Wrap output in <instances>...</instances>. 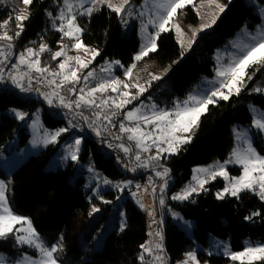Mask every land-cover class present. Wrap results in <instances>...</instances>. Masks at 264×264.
<instances>
[{"label": "trees", "instance_id": "1", "mask_svg": "<svg viewBox=\"0 0 264 264\" xmlns=\"http://www.w3.org/2000/svg\"><path fill=\"white\" fill-rule=\"evenodd\" d=\"M258 1L264 4V0ZM227 2L226 10L213 27V35L203 34L199 37L202 43L200 53L191 51L183 56L181 46L172 31L160 34L157 51L148 56L157 59L163 68L169 69V75H173L170 86L177 98L185 97L195 88L202 76L214 74L216 65L213 55L217 48L224 45L244 25L255 29L261 23V17L246 0ZM50 6L51 0H33L30 17L23 22L24 30L19 37H15V31L18 30L16 21L13 19L10 22L8 32L14 36L10 43L15 50L33 45L39 51L41 41L44 39L45 43L47 35H52L53 32L47 33V9ZM10 14V9L0 8V22ZM79 23L85 28V42L99 51L96 64L117 59L129 68L136 63L134 57L140 46L137 28L133 27L129 36H123L118 13L103 6L95 10L90 17H81ZM51 54L47 51L40 52V67L58 68L59 60H53ZM258 78L259 73L241 89L239 95L233 94L228 100L222 99L210 104L206 113L201 116L190 142L183 145L177 153L157 161L169 169V177L172 179L167 206L180 211L184 218L193 220L196 225L195 239L204 245L209 243L210 235L230 238L234 250L244 248L245 238L264 242V201L251 191H244L238 197L225 195L222 199L218 198L216 192L224 188L225 182L222 178H217L208 181V191L195 194L188 200H172V194L177 192L181 185L189 183L195 167L217 160L224 161L229 157L235 147V126L250 125L253 121L252 105H259L264 109V94L255 91ZM36 105L0 90V151L17 134H20L22 144L28 141L29 134L13 113L17 110L31 113ZM42 118L44 124L50 128L64 124L62 118H56L45 110L42 112ZM65 137L66 134L61 140ZM256 143L262 149L263 145H260L258 140ZM56 149L57 146H53L32 155L14 170L9 178L8 189L12 210L18 215L30 217L35 229L44 235L49 245H61V252L57 257L64 264H144L145 258L141 260L140 257L144 252L141 245L147 246L148 242L147 217L132 199L123 203L126 213L124 229L107 231L100 248L93 247L90 242L81 245L79 236L87 229L93 217L91 203L83 189L85 179L80 177L77 183L70 182L72 164L58 170L46 168ZM81 158L91 161L108 179H126L116 163L102 154L88 137L85 139ZM230 169L233 173L240 172L238 167ZM0 177L8 178L1 166ZM106 194L114 202L119 198V192L114 190ZM110 206L111 204L101 203L102 211ZM159 207L161 209V204ZM164 235L172 264L182 259L194 247V240L186 235L171 216L164 219ZM11 245L9 241H0V251L8 249ZM86 255L90 258L85 259ZM200 256L202 260L206 258L205 255ZM211 261L221 264L226 259L213 256ZM253 264H264V261H255Z\"/></svg>", "mask_w": 264, "mask_h": 264}, {"label": "rangeland", "instance_id": "2", "mask_svg": "<svg viewBox=\"0 0 264 264\" xmlns=\"http://www.w3.org/2000/svg\"><path fill=\"white\" fill-rule=\"evenodd\" d=\"M227 1H231V0H192V3L187 4L182 9L177 10V14L173 18V20L169 22L168 27L170 30L167 32H172V31L174 32L175 37L181 46L183 56L191 51L194 53H200L202 51V43L199 37L203 34L213 35L214 33L213 27L219 20L222 13L226 10L228 3ZM246 1L248 4H250L253 7V10L261 17L262 19L261 23H259L255 29H251L248 27V25H244L231 38H229V40L224 45L217 48L213 55V59L216 65L214 74L202 76L201 80L195 86V88L190 90L186 94V96L182 98V100L180 98H177L171 89L170 83L173 78V75L171 74L169 75V69L163 68L162 64L157 59H151L150 57H148L150 56L151 53L154 52H151L147 56L143 57L141 60L136 61L135 68L132 69L131 78L125 76V72L128 68L122 63V61L117 59L105 60L101 63L96 64L97 57L99 56L98 55L89 64L88 68L82 69L78 73L82 77L80 82L84 84H91L95 82L96 78L98 79L99 82L101 79L119 77L121 80H124L126 83H138L141 86H143L146 89V91L140 94L138 99L132 100V102L125 107L124 109L125 114L128 110L139 108L141 109V112L143 114L150 115L151 112L154 110H164V109L172 110L177 105L183 106V102L187 101L191 96L203 97L206 95H210L212 91H215L219 87L220 81L224 79V77L218 75V70L228 66L239 56H241L247 50V46L253 43L254 41H258L261 38V34L264 33V4H261L258 0H246ZM120 2L121 0H113V3L116 4ZM68 3L73 5V11L75 13H80L83 11V9L80 8L81 0H68ZM161 3H163V0H130V3L126 7V11L124 13H118L119 18L121 20V25H122L121 33L123 36H129L131 34L133 27L137 28V36L140 40V46L138 51L135 53V55L138 54L141 51L142 47L148 43L149 35L155 34L156 25L149 23V21L158 20V15L163 12V9L159 8V5ZM31 4L26 5L25 3H23V0H0V8H8L11 10V14L4 20H8L10 17H14L15 15L21 13H23L29 18L31 13ZM218 5L225 6L223 12L219 10ZM89 6H91L90 0H84V7H89ZM61 11H66L65 0H51V6L50 8L47 9V16L49 19V27L47 33L48 32H53V33L52 35L49 34L47 35V37L45 38V43H44V39L41 41V44H46L48 46V49H50V51H47V53L50 54L51 52L52 53L51 55H53V53H55L56 51H60L61 49V44L58 43V41L61 40L62 33L56 30V27H58L59 24L61 23V21L59 20V15ZM94 12L95 11H93V13ZM49 13H51V15H49ZM195 16L197 17V20H195ZM81 17H89V16L77 15V23L80 25L81 28L84 29L85 32V28L79 23V19ZM213 19H215V23L212 22ZM4 20H2V22ZM54 24L56 27H54ZM177 25L181 30L180 32H177L176 30L175 26ZM202 25H210V26L202 28ZM9 28H10V24L8 25V28L6 30L8 31ZM84 32L80 37L83 44L88 46V48L90 49H96L91 44L85 42ZM59 34H61V36H59ZM53 38H56V40ZM190 41L191 43H189ZM6 43L9 42L0 41V44L4 45V47L2 48L3 50L6 47L5 46ZM62 43L63 45L68 46L65 49L67 56L80 55L82 58L91 59V57L83 50H77L71 47L73 43L72 40L66 39L65 37L63 38ZM157 46H158V39H157ZM27 48L35 49L33 45H29L25 49L15 50L12 58H16L19 60V54L25 52ZM37 54L40 60V52L37 51ZM35 58L36 57H31L29 60H33ZM61 58L64 59V57ZM116 61H119L120 63L116 64L115 63ZM47 68H48L47 74L49 75L51 72L58 71V68L55 69H50L49 67ZM108 68H110L111 70L104 71V69H108ZM89 71H93L95 75L89 77L87 80H84L83 76H86ZM258 73H259V78L257 81L256 89L264 90V65H253L247 69V74L248 76H251V79ZM153 75L159 76L160 79H152ZM248 76L245 77L244 86L251 80L248 79ZM96 84H93L91 88L95 87ZM128 91L132 92L133 94L139 92L137 88H131L128 89ZM223 91L227 93L226 89H224ZM256 92L264 94V91H256ZM105 94L107 96L109 95L113 97L117 96V93H113L111 92V90H109ZM29 96L30 98L33 97L32 94H29ZM220 100L222 99L216 97V102ZM43 110H44L43 105L41 103H38L31 113H25L22 110H17L13 113V116H15L21 122V125L26 129L27 133L29 134V139L25 144H22L21 136L20 134H17L0 151V166L4 168L8 176V178L0 177V181H3L5 185L4 195L6 197L7 204L11 208L10 200L8 196V189H9V178L14 172V170L19 166H21L30 156L37 155L50 147L57 146V149L49 159L46 168L48 170H58V169L67 168L70 164H72V169H71L72 175L70 178V182L72 184H75L77 183L80 177H83L85 179L83 189L87 193L88 201L91 203V212L93 214V217L87 229H85L79 236V242L81 243V245L90 242L93 247L100 248L103 245L104 235L107 231L115 228L122 230L126 227V213L123 209V203L126 199L122 197V192L124 190V187L128 185L127 184L128 181L127 179H125L124 181H113L111 179H108L106 176H104L99 170H97L94 167L91 161L82 160L81 153L83 151V147L87 135L73 131L64 124L57 128L47 127L44 124L42 118ZM20 113L25 114L24 119H20ZM252 114H253V121L250 125L235 126L234 128L235 147L231 152V154L229 155V157L224 161L217 160L211 164L195 167V169L193 170L192 178L189 181V183L186 185V187L190 183L193 185L196 184V180L194 179V177L196 176H199L201 179L207 178L206 173L198 171L199 169H208L214 167L216 168L219 165H226V170L229 173V176L236 177L241 175L242 166L240 164L235 162L232 163H226V162L229 161L230 159L234 160V156H233L234 151H242L243 149H245L247 147V143L249 140H251L252 147L255 148L256 152L259 153L261 156H264V130L257 129L254 125V121L256 119H260L264 117V109H262L259 105H252ZM55 117L61 118L60 116H56V115ZM125 121L128 123H132L127 121L126 118ZM144 125L146 127V129L144 130L147 132H151L154 139L159 137L160 135L159 129L155 128L154 125H147V124ZM198 125H199V121L197 122L196 125L192 126L189 132L180 133V135L185 137L187 136L192 137ZM161 127H163V125H161ZM63 128H67L68 131L62 132L59 136L56 137L55 140H53L52 139L53 134L57 130ZM64 134H66V137L63 140H61V137ZM77 139L81 140V143L78 147L75 144V141ZM257 140L260 142V145H263L262 149L260 148L261 146H259L256 143ZM131 141L136 143V141L134 140ZM147 143L151 144V140L147 141ZM183 145L185 144H180L179 149ZM161 146L167 147L166 144H162ZM137 148L140 150L141 159L145 161V166L148 167H150L149 163H152L153 160L159 161L163 157H167L179 151L178 149V151L176 152H164L161 154L160 158L152 159L148 161L149 157L156 156L157 148L155 146H152L149 151H144L143 148L141 147H137ZM73 154L76 155L77 157L76 159H72ZM232 167L240 168V172L233 173L232 170L230 169ZM170 179L171 178L169 177V182ZM223 180L225 182V186H227L228 181L226 179ZM105 181H108V183H105ZM206 185L207 184L204 185V189L206 190H200L195 194L208 191ZM166 187L169 188L170 186H168L167 184ZM110 190L119 192V198L115 202L106 194ZM220 191H222V189L217 190L216 195ZM178 193L180 192L177 191L173 193L172 197L177 195ZM253 193L258 196L257 193L255 192ZM132 200H134V202L138 205V207L142 211H144V207L141 206L143 205V203L140 199L133 197ZM172 200H177V199H172ZM101 203L111 204V206L109 208H106L104 211H102ZM94 208L98 209V211H93ZM161 210L164 219H166V217L168 216H171L172 219L179 225V227L185 231L186 235L194 240V247L188 252H195L199 264H214L211 261V258L213 256L225 258L226 261H223L221 264L248 262L247 260L244 261L232 260L228 253L241 252L244 250L245 247L256 246L261 243H264L260 241H254L251 238H245L243 241L244 248L241 250H234L231 246L230 238H221L215 235H210L209 243L207 245H204L203 243L195 239L194 229L196 228V225L193 222V220L184 218L180 211L174 210L172 209V207L167 206L165 200L164 203L161 204ZM12 212L13 214L18 215L13 210ZM18 216H22V215H18ZM27 218L31 221L32 227H34L31 218L30 217ZM27 228H28V224L26 221L20 223H13V231L7 232L5 236L0 237L1 242L9 241L12 243L11 247H9L6 250L0 251V261H2L3 264H30V262L32 261H39L41 259V253L38 248L33 247L27 243L21 244L16 239L17 236L26 235L27 233L25 230ZM36 232L39 234L40 239L43 242L44 246L46 247L52 246L45 241L43 234H41L37 230ZM60 252L61 250L54 253V255L57 257L58 253ZM186 254L182 259L178 260L175 264H182V262L184 261H187V264H195L194 261L188 259ZM200 255H205L206 258L202 260ZM88 258H90V256L86 255L85 259ZM59 264H64V263H62L59 260Z\"/></svg>", "mask_w": 264, "mask_h": 264}, {"label": "snow or ice", "instance_id": "3", "mask_svg": "<svg viewBox=\"0 0 264 264\" xmlns=\"http://www.w3.org/2000/svg\"><path fill=\"white\" fill-rule=\"evenodd\" d=\"M23 3L29 5L32 0H23ZM130 3V0H121L120 3H113V0H90L89 7H84V0H81L80 8L83 9L80 13H75L73 11V5L65 0L66 11H61L59 15V20L61 23L56 30L62 33L61 40L58 43L61 44L60 51H56L52 55L53 60H59L58 71L51 72L50 75L52 79L48 81L50 85H55L51 94L45 93V98L48 103H52V96H56L62 106L69 109H79L81 105H87L89 107H96L98 111L95 112L97 119L103 117V120L107 121L109 125H112V116L116 115V111H112L111 114L103 110L104 107H113L115 110L124 109L132 100L138 99L139 95L142 94L146 89L138 83H126L119 77H113L108 79H101L95 87L89 88L87 94L85 95L84 89L77 90L72 85L79 83L82 77L78 74L82 69L89 67V64L99 55V51L96 49H90L88 46L84 45L81 40V35L84 29L80 27L77 23V15L91 16L93 11L98 10L100 7L106 6L108 9L116 13H124L126 7ZM192 3V0H163V3L159 5V8L163 9V12L158 15V20H150L149 23L156 25L155 34L149 35L148 43L144 45L141 51L135 55L134 60L139 61L143 57L147 56L151 52L157 50V39L161 33L169 31V22L173 20L177 14L178 9H182L185 5ZM221 12L224 11L223 5H218ZM51 15V13H49ZM17 22V31H15V37H19L24 30L23 21L28 19L23 13L17 14L14 17H10L8 20L0 22V41H8V48L12 47L10 43L13 39V35H9L8 25L12 20ZM215 23V19L212 21ZM210 25H202V28L209 27ZM177 32H180L179 26H175ZM69 38L73 41L71 47L77 50H83L87 53L91 59L82 58L80 55L67 56L65 49L67 45H63V38ZM183 43V42H181ZM191 43V41L189 42ZM4 45H0L2 49ZM50 51L46 44L39 45V52ZM0 55L3 52L0 51ZM31 57H36L33 60H29ZM64 57L60 60L59 58ZM7 59V56L4 57ZM74 62V63H73ZM119 64V61L115 62ZM27 64L30 68L34 69L36 72L43 75L48 71L47 67H40V60L38 58L37 51L33 48H27L25 52L19 54V64L15 67L19 68L20 65ZM253 65H264V33L261 34V38L258 41L247 46V50L234 60L231 64L218 70V75L224 77L220 81L219 87L212 91L210 95L203 97L191 96L187 101L183 102V106L177 105L172 110H154L150 115L143 114L141 109L134 108L128 110L125 114V118L129 122H134V126H126L123 121L119 124V131L123 133H128V139L136 141V146L143 148L144 151H149L152 146L157 148V153L155 157H149L150 160L158 159L164 152H176L179 149L180 144L189 143L191 140L190 136H182L180 133L189 132L193 125H196L200 119V116L207 111L208 105L216 103V97L223 100H228L231 94L239 95L241 88L244 86L245 77L248 76L247 69ZM135 68V63H133L125 72V76L131 78L132 69ZM111 69H104V71H110ZM28 75L27 73H17L16 75H11L13 83L23 88L21 80L23 76ZM93 71H89L86 76H83L84 80L89 77L94 76ZM56 77H60L57 81ZM152 79H160L159 76L153 75ZM251 79V76H248ZM150 84V81H149ZM65 85H68L66 91L71 94H76L79 91V96L75 99H66L65 96L59 94L56 89H64ZM137 88L138 93L133 94L128 91V89ZM227 90V93L223 91ZM109 90L113 93H117L116 97L107 96V98H102L97 103L95 99L96 93H107ZM255 91H264L262 89H255ZM103 106V107H102ZM25 114L20 113V119H24ZM87 119V117H85ZM142 124L154 125L155 128L160 130V135L157 138H153L151 132H147L142 128ZM163 125V127H161ZM254 125L257 129L264 130V117L256 119ZM93 125L90 124L89 127ZM113 127L115 125H112ZM68 131L67 128L57 130L52 139L55 140L62 132ZM95 131L97 135L100 134V128L96 127ZM119 138V137H118ZM151 140V144L147 141ZM81 140L77 139L75 144L77 147L80 145ZM162 144H166L167 147H162ZM119 147L125 152L129 153L132 151L130 147H125L124 144H120ZM234 160L230 159L226 163H238L242 166V174L236 177L229 176L226 170V165H219L216 168L199 169L198 171L206 173L207 178L201 179L199 176L194 177L196 184H189L180 193L173 196L172 199L186 200L191 197L193 193H196L204 189V185L210 180H215L217 177L226 179L228 181L227 186H225L222 191L217 193L218 198H224L225 195H231L233 197H238L243 191H253L258 194L261 200H264V156H261L256 152L255 148L252 147L251 140L248 141L247 147L242 151H234ZM76 155H72V159H76ZM135 159L139 161L141 159L140 154L137 153ZM135 169H133L134 171ZM169 169L165 168L163 171L156 172L157 176H167ZM108 183V181H105ZM165 187L167 186V181H165ZM4 182L0 181V237L5 236L7 232L13 231V223L27 222L28 228L25 230L26 235L17 236L16 239L19 243H27L33 247L39 249L41 253V259L39 261H32L30 264H59L58 258L54 255L57 251L61 250V245L54 244L50 247L44 246L40 239L39 234L36 232L35 228L32 227L31 221L27 217L18 216L13 214L11 208L8 206L6 197L4 195ZM139 188L140 186L137 185ZM258 190V191H257ZM155 192V188H153ZM160 203L163 204L164 200L161 199ZM144 207V205H141ZM93 211H98V209H93ZM259 213H253V215H258ZM246 219H251V217H246ZM159 235V233H158ZM145 252H152L150 246L141 245ZM157 249H161L162 245L160 243L156 244ZM227 251V249H226ZM230 258L232 260H247L249 264H253L255 261H264V243L256 246L245 247L241 252H229ZM187 257L189 260L199 264L196 258L195 252H188ZM141 260L144 259L143 254L140 257ZM157 260L162 258L157 256ZM0 264H3L0 261ZM182 264H187V261L182 262Z\"/></svg>", "mask_w": 264, "mask_h": 264}, {"label": "built area", "instance_id": "4", "mask_svg": "<svg viewBox=\"0 0 264 264\" xmlns=\"http://www.w3.org/2000/svg\"><path fill=\"white\" fill-rule=\"evenodd\" d=\"M7 45L8 43L5 44L6 47L4 50L0 49V51L3 52V55H0V90L12 93L17 98L24 101H30L36 104L41 103L46 112L54 116H60L64 120V125L68 126L71 130L87 135V137L96 144L102 154L111 158L116 163L128 181V185L124 187L122 192V197L126 200H131L133 197H136L140 199L144 205V212L146 213L148 225L147 246L153 249L152 252H148L144 264H172L166 249L164 217L159 207L160 199L168 198V191L160 192V190L161 186L165 184V181L169 183V177L156 175V172L163 171V167H148L145 166L144 160L140 159L137 161L135 159L136 154H140V150L137 148L135 142L128 139V133L119 131V124L121 121H123L126 126H134V122L128 123L125 121V108L121 110H115L114 106L103 108V110L109 114H111L112 111H116V115L112 116V125H115L113 127L109 125L107 121L103 120V117L97 119L95 112L98 111V109L94 106L89 107L82 104L79 109H69L62 106L56 96H52V103H48L44 94H51L55 88V85H50L48 83V81L52 79L51 75L47 73L41 75L27 64L20 65L19 68L15 67L19 64L18 59L12 58L15 47L12 45L11 48H8ZM5 56H7V59L4 58ZM17 73L28 74L23 76L21 80L24 86L23 88L13 83L10 78V74L16 75ZM56 79L59 81L60 77H56ZM97 82L98 79L96 78L94 83L84 84L79 82L72 86L77 90L84 89L86 95L87 90ZM67 87L69 86L65 85L64 89H56V91L59 92L60 95L65 96L66 99H75L79 96V91H77L76 94H71L66 91ZM29 94H32L33 97L30 98ZM102 98H107V95L105 93L95 94V99L98 104ZM85 117H87V119H85ZM90 124L93 126L89 127ZM141 126L143 129H146L144 124ZM96 127L100 128L99 135H97L95 131ZM120 144H124L125 147H130L132 151L125 153L119 147ZM149 160L150 159H148V161ZM133 169L135 170L133 171ZM137 185L140 187L138 188ZM186 185L187 184L181 185L178 192L186 188ZM153 188H155V192H153ZM157 243L162 245L161 249L156 248ZM157 256L162 259L157 260Z\"/></svg>", "mask_w": 264, "mask_h": 264}, {"label": "crops", "instance_id": "5", "mask_svg": "<svg viewBox=\"0 0 264 264\" xmlns=\"http://www.w3.org/2000/svg\"><path fill=\"white\" fill-rule=\"evenodd\" d=\"M149 166L150 167H152V168H156V167H163L164 169L166 168L165 167V165L164 164H159V163H157V161H154L153 160V162L152 163H149ZM215 168V167H214ZM195 169V168H194ZM169 173V172H168ZM169 176V174H167V176H161V177H168ZM210 180V179H209ZM168 184V186H170V182L169 183H167ZM168 187H164V186H161V190H160V192H165V191H168L169 192V190H170V187L167 189ZM195 195V193H193L192 195H191V197H193ZM190 197V198H191ZM189 198V199H190ZM161 199H164V198H161ZM160 199V200H161ZM168 199V198H167ZM167 199H164L165 200V203L167 202ZM188 200V199H187ZM143 255H144V258L146 259V257H147V255H148V252H143ZM145 259H144V261H145ZM144 263V262H143Z\"/></svg>", "mask_w": 264, "mask_h": 264}, {"label": "bare ground", "instance_id": "6", "mask_svg": "<svg viewBox=\"0 0 264 264\" xmlns=\"http://www.w3.org/2000/svg\"><path fill=\"white\" fill-rule=\"evenodd\" d=\"M117 166V165H116ZM118 167V166H117ZM118 169L120 170V168L118 167Z\"/></svg>", "mask_w": 264, "mask_h": 264}]
</instances>
